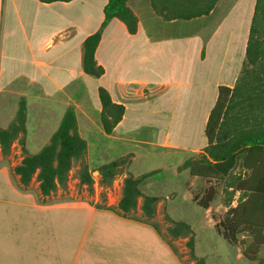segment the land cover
I'll return each mask as SVG.
<instances>
[{
    "label": "crops",
    "instance_id": "crops-1",
    "mask_svg": "<svg viewBox=\"0 0 264 264\" xmlns=\"http://www.w3.org/2000/svg\"><path fill=\"white\" fill-rule=\"evenodd\" d=\"M220 1L208 16L165 21L150 0H129L138 31L131 35L120 20L110 21L95 54L105 74L93 78L83 71V43L104 21L107 0H1L0 91L10 88L15 78H26L62 108L61 119L70 106L78 118L84 106L92 122L90 112H101L98 88L104 87L126 111L112 135L104 133L100 120L94 124L106 138L127 140L158 123L149 118L163 115L175 86L177 104L193 95L203 107L205 133L219 86L233 87L240 75L248 40L245 35L240 45L235 42L239 49L234 48L231 59L226 51L221 57L225 41L216 35L223 34L222 23L217 31H206ZM19 48L26 57L14 56ZM17 60L27 67L17 69ZM6 72L14 79L3 81ZM78 124L83 137L79 119ZM159 137L154 145L192 154L207 145L206 136L200 145L170 143L168 137L159 143ZM11 170L0 167V264H182L155 225L87 201L39 202L35 193L22 188L18 175L16 184Z\"/></svg>",
    "mask_w": 264,
    "mask_h": 264
},
{
    "label": "trees",
    "instance_id": "trees-1",
    "mask_svg": "<svg viewBox=\"0 0 264 264\" xmlns=\"http://www.w3.org/2000/svg\"><path fill=\"white\" fill-rule=\"evenodd\" d=\"M39 1L51 4L74 0ZM128 1L107 0L103 10L104 21L84 41L82 66L88 76L100 78L105 74V69L98 64L95 54L110 21L118 19L124 23L129 34L137 33L138 17L128 6ZM218 1L150 0V4L162 19L173 21L208 16ZM98 97L102 129L106 135H112L122 121L126 108L123 104L114 102L104 87L98 88ZM26 123L27 100L21 97L15 118L7 127H0V150L3 155L8 154L14 142L19 140L25 155L11 171L19 176L22 188L35 180L39 183L40 195L51 196L59 188L66 187L74 163L80 161V184L91 189L94 183L93 171L83 162L88 143L79 132L74 107L70 106L65 110L57 129L35 154L28 153L26 148ZM205 136L207 145L202 152L197 157L187 159L180 169L189 170L192 177L222 182L231 176L241 159V165L249 175L239 178L235 189L246 196L227 210L223 220L215 224V229L230 245L239 247L245 259L255 264H264V0L255 1L240 75L233 87L219 86L216 103L206 123ZM127 164L129 160L123 156L101 165L98 168L101 183L110 184ZM155 173L156 171H151L139 176H126L117 206L98 208L127 217L138 207V199L143 196L140 186ZM214 197L215 193L209 188L206 196L199 201L194 197V200L207 210ZM158 199L156 196H143L141 210L145 218L154 216ZM170 221L168 230L173 238L188 237L186 245L190 259L196 264H206L203 257L195 254V232L192 227L184 221Z\"/></svg>",
    "mask_w": 264,
    "mask_h": 264
},
{
    "label": "rangeland",
    "instance_id": "rangeland-1",
    "mask_svg": "<svg viewBox=\"0 0 264 264\" xmlns=\"http://www.w3.org/2000/svg\"><path fill=\"white\" fill-rule=\"evenodd\" d=\"M255 1H220L219 8L209 20L206 31H217L220 26H223V34L216 35L217 38L220 37L225 41L224 49L222 48L220 52L221 57L226 51V56L231 59L234 48L239 49L235 42L240 45L245 35L248 39ZM0 3H2L1 0ZM220 23L222 25L219 26ZM227 40L228 47H226ZM26 55L23 48L17 49L14 54L18 59ZM15 62L17 69L24 65L19 60ZM24 66L27 67V65ZM8 73L6 72L3 81L14 79ZM15 80L16 82L10 88L0 91V127H7L12 122L16 116L20 98L25 97L27 100L26 148L28 153L35 154L57 129L62 108L48 100L39 86L30 83L26 78H15ZM175 89H177L175 86L171 89V95L168 96L170 100L163 109V115L150 116L149 120L158 123H152L135 131L127 140L102 136L100 129L94 124H99L100 115L90 112L93 121L88 122L86 117L89 115L88 109L81 106L78 119L82 126V135L89 144V152L83 162L93 170L94 183L91 189L87 185L80 184L79 169L82 163L80 161L74 163L66 187L59 188L49 198L39 195L35 180L24 189L35 193L39 202L87 201L97 207L112 205L115 208L122 196L123 181L126 176H139L156 171L140 186L143 196L159 198L156 203V213L152 218L143 216L141 210L143 196H141L138 199V207L129 215L155 225L165 241L174 249L182 264L196 263L189 257V249L186 245L188 237L173 238L170 235L168 230L171 226L170 219L184 221L192 227L195 232V252L198 256H206L207 264H255L244 257L240 258V248L230 245L217 234L215 229V224L223 220L227 210L236 206L246 196L235 189L237 180L249 175V172L242 167L241 159L238 160L231 176L218 182L192 177L189 170L180 169L187 159L197 157L198 154H192L189 150H174L154 145L158 142L159 135V143L168 137L170 143L188 145H200L205 137L203 107L199 106L193 95H188L190 97L184 101L183 105L177 104L174 99ZM59 97L62 99L64 96L60 94ZM151 113L154 114V112ZM24 155L19 140H16L8 154L3 155L0 151V167L6 166L12 169L21 162ZM123 156L128 158L129 164L123 166L110 184H102L97 169ZM12 176L19 185L16 175L12 173ZM209 188L212 193H215V197L206 210L198 205V201L206 196ZM194 197L198 201L194 200Z\"/></svg>",
    "mask_w": 264,
    "mask_h": 264
},
{
    "label": "bare ground",
    "instance_id": "bare-ground-1",
    "mask_svg": "<svg viewBox=\"0 0 264 264\" xmlns=\"http://www.w3.org/2000/svg\"><path fill=\"white\" fill-rule=\"evenodd\" d=\"M184 123V122H183Z\"/></svg>",
    "mask_w": 264,
    "mask_h": 264
}]
</instances>
